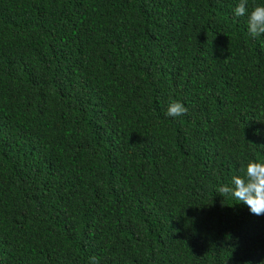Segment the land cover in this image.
Returning a JSON list of instances; mask_svg holds the SVG:
<instances>
[{"label": "trees", "instance_id": "trees-1", "mask_svg": "<svg viewBox=\"0 0 264 264\" xmlns=\"http://www.w3.org/2000/svg\"><path fill=\"white\" fill-rule=\"evenodd\" d=\"M238 3L0 0V264H264V215L218 191L264 162Z\"/></svg>", "mask_w": 264, "mask_h": 264}, {"label": "clouds", "instance_id": "clouds-1", "mask_svg": "<svg viewBox=\"0 0 264 264\" xmlns=\"http://www.w3.org/2000/svg\"><path fill=\"white\" fill-rule=\"evenodd\" d=\"M248 0H239L234 8L236 17H246L247 32L252 38L264 34V4L248 9ZM187 108L178 101H171L166 115L179 117L187 113ZM242 175H233L229 185L218 189L223 197L230 195L239 203L248 206L254 215H264V162L249 161L242 169ZM89 264H98L95 258H90Z\"/></svg>", "mask_w": 264, "mask_h": 264}]
</instances>
